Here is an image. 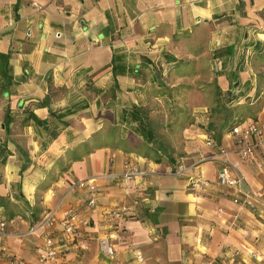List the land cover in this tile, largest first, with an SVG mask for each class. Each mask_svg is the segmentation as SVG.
<instances>
[{"label": "crops", "instance_id": "0c3cea01", "mask_svg": "<svg viewBox=\"0 0 264 264\" xmlns=\"http://www.w3.org/2000/svg\"><path fill=\"white\" fill-rule=\"evenodd\" d=\"M257 43L264 45V0H0V53L8 55L0 77L7 151L0 197L14 210L0 239V264L34 262L43 245L29 228L67 209L90 222L52 264H264V66L252 49ZM160 86L189 107L202 90L245 88L231 106L243 104L244 118L262 126L252 157L237 159L227 131H210L216 146L207 144L204 128L185 119L173 162L115 146L68 158L72 147L111 126L113 105H153ZM23 107L59 130L43 150L41 128L14 114ZM217 147L241 176L238 193L215 182ZM58 157L62 171L53 166ZM177 163L181 175L171 174ZM79 179L97 189L92 210L87 192L72 187ZM248 194L251 207L242 203ZM121 207L117 216L106 213ZM99 237L108 239L112 256L98 249Z\"/></svg>", "mask_w": 264, "mask_h": 264}, {"label": "built area", "instance_id": "2783aa9c", "mask_svg": "<svg viewBox=\"0 0 264 264\" xmlns=\"http://www.w3.org/2000/svg\"><path fill=\"white\" fill-rule=\"evenodd\" d=\"M9 25L10 22H7ZM233 140V152L239 161H245L252 157L253 152L260 140L262 134V126L253 118H242L234 123L227 131ZM206 143L211 146H216L215 142L210 137L205 138ZM221 158L219 160L218 168L216 170L215 182L233 193L239 192V185L241 184V176L232 171L235 168L234 163H230L227 158V151L222 147H217ZM183 167L181 163H177L175 168L171 170L173 175H181ZM138 175H145V171L138 170L135 172ZM130 173H125L124 177H129ZM196 179V178H195ZM197 185H205L204 179L198 178L195 181ZM72 187L87 192L85 208L94 209L96 207L97 189L94 184L87 179H79L72 183ZM252 194V193H250ZM248 195L242 199V203L249 207L253 206L248 200ZM258 197V195H255ZM233 202H238L237 197L233 198ZM125 208H116L106 211L108 216H117L122 213ZM8 219L0 217V239L6 234V222ZM89 216L83 215L79 211L67 209L63 212L60 218H55L52 213H46L44 217L36 220L29 228L30 232L38 231L41 237L43 248L35 254V261L32 263L26 262L23 259H14V264H52L60 247L72 243L79 235L82 228L89 225ZM97 246L100 251L106 255L112 256L113 249L106 237H99L97 239Z\"/></svg>", "mask_w": 264, "mask_h": 264}, {"label": "trees", "instance_id": "16d2710c", "mask_svg": "<svg viewBox=\"0 0 264 264\" xmlns=\"http://www.w3.org/2000/svg\"><path fill=\"white\" fill-rule=\"evenodd\" d=\"M253 51L257 55L255 58L258 61L260 66H264V45L255 44L253 46ZM7 59L8 55L6 53H0V77L6 78V68H7ZM231 81H234V76L232 74L227 75ZM233 83V82H232ZM231 83V85H232ZM246 89H237L235 92L225 91V94L222 96V104L228 105L236 101L241 96H244ZM219 100L216 101L218 103ZM80 106V105H79ZM113 118L111 126L105 132H94L84 141L79 142L77 145L72 147L68 152L67 156L71 160L79 158L81 155L89 153L93 149L115 146L121 150L132 149L134 152L140 154L143 157H146L155 162L160 160H166L172 162L165 157V154H162L158 147L155 146L154 137L152 134V129L150 128L147 115L144 113L143 109L131 102H122L118 105H113ZM245 113V111L243 112ZM21 115L22 123L27 125H32L34 128L39 127L43 131L42 140L39 142V150H43L46 145L51 142L55 136L58 134L59 130L56 128L49 129L48 123L46 120L38 119L27 107L20 109L18 113ZM55 114V111L49 109V115ZM58 114V113H57ZM56 114V115H57ZM5 121H3V128L5 129L8 125V122L11 121L10 112H6ZM228 114H225L223 117L224 120L218 125H216L217 131H228L230 127L239 121L242 118L235 117L236 119L232 120ZM65 123L62 125L64 126ZM57 125V124H56ZM204 128V132L208 133L209 130ZM119 131V135L115 136V131ZM214 131V129H212ZM209 135V134H208ZM210 137V135L208 136ZM217 137V136H216ZM216 137H210L213 140H217ZM126 143V144H124ZM216 144V143H215ZM6 147L4 141L0 143V163L4 162L6 156ZM162 154V155H161ZM53 166L59 171L64 170L63 160L61 157L55 159ZM24 206L28 210H31L32 207H29L26 202H23ZM0 206L5 207V215H0L3 219H9L14 210L12 207H8L3 201V197H0ZM31 212V211H30ZM32 213V212H31Z\"/></svg>", "mask_w": 264, "mask_h": 264}, {"label": "rangeland", "instance_id": "374dc122", "mask_svg": "<svg viewBox=\"0 0 264 264\" xmlns=\"http://www.w3.org/2000/svg\"><path fill=\"white\" fill-rule=\"evenodd\" d=\"M203 78L202 81H208L210 76L203 75ZM157 90L158 93H162L159 95L160 101L155 102L153 105H146L142 109L147 115L150 128L152 129L155 146L158 147L162 154L166 155L165 157L170 158L172 162L175 157L181 156V154L175 155V151V154H173V150H176L175 147L179 149L183 144L182 130L187 124H194L202 128L207 127L206 129L209 131L206 134L211 136L212 129L215 130L216 125L224 120L225 114H228V116L234 114L235 117L239 118H244L245 116L243 104L230 106L228 103V105H224L222 104V96L218 99L219 102L216 103L215 97H219L222 93L219 90H202L198 94V97L193 94L194 97L191 99L193 106L191 107L183 105V97L177 95V98H175L176 96L173 94V91L167 88L163 89L161 86ZM224 94L225 92L222 93V95ZM194 116L200 117L199 120L194 121ZM185 119H187V124L185 123Z\"/></svg>", "mask_w": 264, "mask_h": 264}]
</instances>
